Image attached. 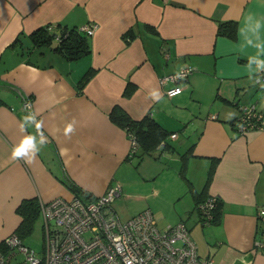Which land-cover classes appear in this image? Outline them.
Returning a JSON list of instances; mask_svg holds the SVG:
<instances>
[{
	"label": "crops",
	"instance_id": "0c3cea01",
	"mask_svg": "<svg viewBox=\"0 0 264 264\" xmlns=\"http://www.w3.org/2000/svg\"><path fill=\"white\" fill-rule=\"evenodd\" d=\"M228 20L236 22L235 38L218 33ZM92 22L93 34L82 30L90 50L76 59L30 36ZM185 67L184 80L161 83ZM262 69L264 0H0V242L20 223L22 200L74 195L65 176L85 200L119 183L113 202L126 218L148 209L165 227L184 221L212 264H264V123L238 129L244 106L264 119ZM177 86L180 93L169 96ZM116 105L133 119H155L170 133L167 145L134 165L126 129L109 116ZM30 114L39 135L34 121L23 120ZM28 135L32 148L12 160ZM206 196L218 198L208 223L196 208Z\"/></svg>",
	"mask_w": 264,
	"mask_h": 264
},
{
	"label": "built area",
	"instance_id": "2783aa9c",
	"mask_svg": "<svg viewBox=\"0 0 264 264\" xmlns=\"http://www.w3.org/2000/svg\"><path fill=\"white\" fill-rule=\"evenodd\" d=\"M97 27L98 24L92 22L79 29L93 34ZM190 72V67L182 68L161 78V83H179ZM256 80L264 81V69ZM177 89L181 87H173L167 94L172 96ZM21 104L27 110L31 101L26 98ZM238 119L240 131L264 123L254 105L242 107ZM136 147L137 142L131 135L129 153ZM121 191V185L115 182L89 200L75 195L39 200L44 231L42 252L36 253L12 232L0 242V264H212L197 253L184 221L159 228L148 209L121 218L113 205ZM216 203V196H208L199 204L202 222L214 219ZM259 215L264 217V207L259 209ZM258 246L264 247V238Z\"/></svg>",
	"mask_w": 264,
	"mask_h": 264
},
{
	"label": "trees",
	"instance_id": "16d2710c",
	"mask_svg": "<svg viewBox=\"0 0 264 264\" xmlns=\"http://www.w3.org/2000/svg\"><path fill=\"white\" fill-rule=\"evenodd\" d=\"M218 33L235 38L236 22L232 20L221 22L219 24ZM30 36L35 45H53L54 50L60 52L68 59H76L90 50L88 36L77 27H63L57 32H51L48 27H40L34 30ZM90 74V70L84 74L80 81L81 86L89 78ZM125 92L128 93L129 89L127 88ZM109 116L114 122L121 124L126 129L129 139L132 135L137 142V147L134 151L129 153V158L132 159L134 156L141 157L144 153H150L152 150L156 149L157 146L167 145L166 137L170 134L169 131H167L151 116L145 115L140 119H133L123 108L117 105L112 108ZM61 180L75 196L80 198H83L84 196L89 197V195L86 194L80 186L71 181L69 178L64 176ZM207 197L208 196H206V198ZM205 199L197 201L196 208L198 212L199 204ZM217 208L218 205L216 203L214 210L215 215H217ZM16 212L21 216V220L15 229V232L23 238L31 233L34 222L39 217V201L36 198L24 199L17 206Z\"/></svg>",
	"mask_w": 264,
	"mask_h": 264
},
{
	"label": "clouds",
	"instance_id": "9594fccd",
	"mask_svg": "<svg viewBox=\"0 0 264 264\" xmlns=\"http://www.w3.org/2000/svg\"><path fill=\"white\" fill-rule=\"evenodd\" d=\"M180 93V89H177L176 92L174 94L178 95ZM151 99L153 101H160L162 99V94L158 93V92H152L150 93ZM233 116L235 115L234 113L232 114ZM23 120H32L35 122V126L37 128V134L39 135V130H40V122L39 121H35V117L33 115H28L26 117H23ZM74 121L71 123H68L65 126V130L64 133L66 136H68L69 134H72L75 132V128H74ZM33 139H34V135H28L27 137L23 138L21 140V143L16 145L15 147H13L12 152H11V159L12 160H18L21 159L22 154L25 153V150L27 148H32L33 146ZM46 138L41 137V143L42 144H46L45 143ZM163 145H161L162 147ZM40 149H36V151L33 153V155L31 157H29L28 159H25L26 163H32V161L35 159L36 154L39 152Z\"/></svg>",
	"mask_w": 264,
	"mask_h": 264
},
{
	"label": "rangeland",
	"instance_id": "374dc122",
	"mask_svg": "<svg viewBox=\"0 0 264 264\" xmlns=\"http://www.w3.org/2000/svg\"><path fill=\"white\" fill-rule=\"evenodd\" d=\"M139 159L140 156H136L135 159L133 160V164L136 165ZM117 203L118 202H113L115 209ZM116 210L118 211L121 218H126L125 214H123V212L118 208V206ZM156 221L160 228L165 227V224L163 223V221L159 220V218H156ZM23 241L26 245L34 249L36 253L40 254L42 252L44 245V231H43V219L41 216H39L34 222V226L31 233L23 237Z\"/></svg>",
	"mask_w": 264,
	"mask_h": 264
},
{
	"label": "water",
	"instance_id": "95a60500",
	"mask_svg": "<svg viewBox=\"0 0 264 264\" xmlns=\"http://www.w3.org/2000/svg\"><path fill=\"white\" fill-rule=\"evenodd\" d=\"M12 89L16 90L18 93H21L20 89L17 87L12 86Z\"/></svg>",
	"mask_w": 264,
	"mask_h": 264
}]
</instances>
